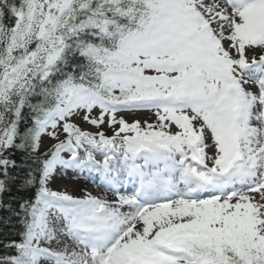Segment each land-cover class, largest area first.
Wrapping results in <instances>:
<instances>
[{"label":"snow or ice","instance_id":"1","mask_svg":"<svg viewBox=\"0 0 264 264\" xmlns=\"http://www.w3.org/2000/svg\"><path fill=\"white\" fill-rule=\"evenodd\" d=\"M0 207V264H264V0H0Z\"/></svg>","mask_w":264,"mask_h":264},{"label":"bare ground","instance_id":"2","mask_svg":"<svg viewBox=\"0 0 264 264\" xmlns=\"http://www.w3.org/2000/svg\"><path fill=\"white\" fill-rule=\"evenodd\" d=\"M57 184L61 185L62 187L66 188L69 187L72 192L77 193L79 192L80 189L82 188H88V190H90L91 192H93L94 194H97L95 189H92V187L88 186L86 183H84L82 181L81 177H77L74 175H68V176H61L58 177L55 181ZM105 195V194H104ZM110 196L107 195L108 198L112 199V194H109ZM103 196V195H102Z\"/></svg>","mask_w":264,"mask_h":264},{"label":"trees","instance_id":"3","mask_svg":"<svg viewBox=\"0 0 264 264\" xmlns=\"http://www.w3.org/2000/svg\"><path fill=\"white\" fill-rule=\"evenodd\" d=\"M10 215L6 208L0 207V239L6 238L13 231Z\"/></svg>","mask_w":264,"mask_h":264},{"label":"rangeland","instance_id":"4","mask_svg":"<svg viewBox=\"0 0 264 264\" xmlns=\"http://www.w3.org/2000/svg\"><path fill=\"white\" fill-rule=\"evenodd\" d=\"M132 115L133 114H130V116H126V118L130 119V120L131 119H150L151 118L150 114H134L133 116ZM53 187L56 190H68V189L62 188V186L57 184L56 182L53 184ZM68 191L71 192V190H68Z\"/></svg>","mask_w":264,"mask_h":264}]
</instances>
